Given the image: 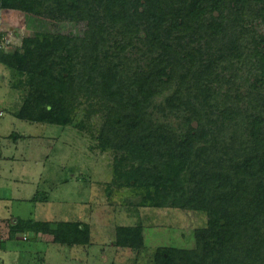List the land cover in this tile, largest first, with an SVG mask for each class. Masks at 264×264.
Here are the masks:
<instances>
[{"label":"trees","instance_id":"1","mask_svg":"<svg viewBox=\"0 0 264 264\" xmlns=\"http://www.w3.org/2000/svg\"><path fill=\"white\" fill-rule=\"evenodd\" d=\"M228 4L235 6L231 31L222 15ZM2 11L66 15L88 25L84 39L27 37L13 54H0V63L18 75V88L29 75L36 105L44 108L25 107L16 118L67 127L69 107L80 96L106 99L113 105L106 131L113 136L102 134V150L127 151L140 162L122 178L143 197L142 207L208 217L207 227L195 232V251L160 250L154 264H264V78L250 83L240 75L248 42L254 53L245 62L264 71V36L257 43L246 23L235 24H264V0H0ZM115 30L123 40L140 38L155 56L148 74L119 80L120 62L108 49ZM195 36L207 39L208 52L194 51ZM162 92L172 95L158 110L159 123L145 103ZM170 115L183 123L174 129L166 122ZM121 125L128 137L118 139L114 127ZM31 223L18 220L10 234L38 231L41 223ZM62 233L60 244L68 248L91 244L85 223L66 222ZM143 235L142 228H121L118 246L141 248Z\"/></svg>","mask_w":264,"mask_h":264},{"label":"rangeland","instance_id":"2","mask_svg":"<svg viewBox=\"0 0 264 264\" xmlns=\"http://www.w3.org/2000/svg\"><path fill=\"white\" fill-rule=\"evenodd\" d=\"M225 6L222 15L225 25L231 31V22L236 19L235 6ZM213 15L220 17L217 11ZM245 23L254 32L258 43L264 36V24L251 19L235 24L243 26ZM240 27L236 25V35L241 34ZM230 31L227 39L231 36ZM2 32L8 45L0 49V54L7 56L20 49L27 37L65 36L84 39L88 25L87 22L73 20L66 15L32 16L18 11H2L0 36ZM109 32L108 49L115 58V64L120 62L119 80L128 83L137 78L139 73L148 74L155 56L147 52L140 38L123 40L115 36L117 30ZM193 39L194 51L208 52L206 38L199 40L195 36ZM189 41L187 38L186 42ZM250 44L248 42L245 45V59L254 53V47ZM123 46L122 51L119 48ZM245 59L240 75L250 79V83L264 78V71L253 69ZM126 60L128 64H125ZM28 80L29 75H24L18 88V75L0 63V113L3 114L0 117V136L8 135L9 130L27 136L19 143L23 149L18 153L17 180L24 184L16 188L22 197H30L34 191L28 183L35 178L33 169L35 172L36 169L32 165L28 166L30 163H26V160L42 163L41 180L45 183L38 190V200L32 201L31 197L24 201L22 198L18 201L6 199L4 205L10 209L11 214H18L22 221L32 222V225L41 224L37 232L17 231L9 239L8 230L4 226L8 211L2 208L0 200V243L4 238L3 247H8L7 252L0 250L1 254L8 256L10 250L17 251L18 264H154L155 255L160 250L195 251V232L207 227L208 217L184 209L142 207L143 197L127 185L126 177L122 178L124 173L140 167V162L134 161L127 151H115L111 147L102 150V134L112 129L110 109L113 105L91 94L82 95L69 107L72 111L71 124L67 127L17 121L15 117L25 107L30 106L29 111L33 113L44 109L37 107V96L27 84ZM239 84L242 85L241 91L246 93L248 89L245 83L240 80ZM262 88L264 90V86ZM174 89L177 90L178 85ZM171 95L170 92H162L150 100L149 104L145 103L147 113L155 117L156 121L161 119L163 122L164 118L159 116L158 110L166 105V99ZM10 122H15V126ZM166 122L174 129L183 123L173 115ZM114 128H118V139L128 137L126 126ZM108 131L105 133L113 136ZM15 140L9 142L10 146ZM115 170H118L117 174ZM66 222L87 224L91 231V244L74 248L60 244ZM44 223H48L49 228H44ZM121 228H142L144 245L138 249L120 248L117 241Z\"/></svg>","mask_w":264,"mask_h":264},{"label":"crops","instance_id":"3","mask_svg":"<svg viewBox=\"0 0 264 264\" xmlns=\"http://www.w3.org/2000/svg\"><path fill=\"white\" fill-rule=\"evenodd\" d=\"M3 36H4V34H3ZM16 120L20 121V120H18V118H16ZM10 124L15 126V122H10ZM8 132H9L8 135L5 134L4 136H2V135L0 136V200L3 203L2 208L4 207V210L8 211L7 217H6V219H4V226H5L6 230H8L7 233L9 234V239H11V237H10L11 234L9 231H10L11 227L18 224V220H21V219L18 216V214H16V213L11 214L10 209L4 205V201L6 199H8V200L14 199L15 201H18L19 198H22V201H24L30 197H31L30 200L34 201L36 193L40 189L41 184L45 183V182H42L43 180H41L42 179L41 176L43 175V173L41 172V170H42L41 167L43 166L42 163L40 161H39L40 163H37L36 161L31 162V161L26 160V163H30L28 166L32 165L36 169V172L33 169V172L35 173L34 174L35 178L28 183L31 185V187L34 191H33V195L30 197H22V194L18 192V189L16 187L18 186V188H21V186L19 184L22 183V182L17 180L18 179L17 178L18 169H19L18 160L20 159V158L18 159V153H20L23 149L19 145V143L23 139H26L27 136L26 135H20V134L18 135V134H16V132H13L10 130ZM12 139H16V140L10 146L9 142ZM31 158H33V156H31ZM23 177L25 178L24 175H23ZM22 184H24V183H22ZM12 188H14V189H12ZM1 222H2V219H1ZM3 239L4 238H2V243H0V250L7 252L6 249H8V247L7 246L3 247V241H4ZM10 252L11 253L8 256H3V254H1V252H0L1 264H7L6 261H8L9 263L11 262V264H14V263L18 264V258H19L18 252L12 251V250H10Z\"/></svg>","mask_w":264,"mask_h":264},{"label":"built area","instance_id":"4","mask_svg":"<svg viewBox=\"0 0 264 264\" xmlns=\"http://www.w3.org/2000/svg\"><path fill=\"white\" fill-rule=\"evenodd\" d=\"M8 45V40L5 38V36H0V49H3V48H5V46H7ZM3 116V114L2 113H0V117H2ZM24 240H26V238H24ZM0 264H1V262H0Z\"/></svg>","mask_w":264,"mask_h":264},{"label":"flooded vegetation","instance_id":"5","mask_svg":"<svg viewBox=\"0 0 264 264\" xmlns=\"http://www.w3.org/2000/svg\"><path fill=\"white\" fill-rule=\"evenodd\" d=\"M2 33H4V32H2Z\"/></svg>","mask_w":264,"mask_h":264}]
</instances>
